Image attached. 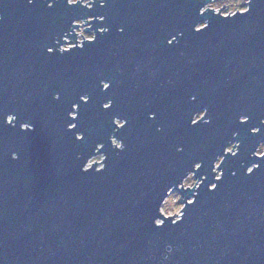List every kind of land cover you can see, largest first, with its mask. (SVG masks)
Here are the masks:
<instances>
[{
  "label": "water",
  "instance_id": "water-1",
  "mask_svg": "<svg viewBox=\"0 0 264 264\" xmlns=\"http://www.w3.org/2000/svg\"><path fill=\"white\" fill-rule=\"evenodd\" d=\"M88 2L0 0V264H264V0Z\"/></svg>",
  "mask_w": 264,
  "mask_h": 264
},
{
  "label": "snow or ice",
  "instance_id": "snow-or-ice-1",
  "mask_svg": "<svg viewBox=\"0 0 264 264\" xmlns=\"http://www.w3.org/2000/svg\"><path fill=\"white\" fill-rule=\"evenodd\" d=\"M32 0H29V3H31ZM56 0H53V3H55ZM79 3V0H66V6L68 4H73ZM102 6V5H101ZM48 7L51 8L52 7V3L48 4ZM244 12H248L250 11V9L245 8L243 10ZM102 29V27H101ZM199 31V29H198ZM169 43H171V40H169ZM49 52H52V48L49 47L48 48ZM109 84L105 83L104 84V89H108ZM106 92H102L101 95H105L106 96ZM193 99H195V97H193ZM54 100L56 103L60 104L62 103V98L60 94L55 95ZM89 101H91V105L89 103ZM113 103L111 101L108 102H102L100 100H95L93 99V96L89 95L87 92L82 93V94H78L75 98H73L72 100L67 102V106L65 107V123H66V131L69 133H72V131H70V129H76L77 132L81 130V128H83V125L81 124V118H82V114H86V111L89 110L90 108H96L98 111H102V109H110L113 107ZM79 117V118H78ZM114 118V116L109 117L110 121ZM122 119V118H121ZM8 123H11V118H9ZM118 123V121H117ZM249 124V118L243 119L241 120L240 118H238V125L239 126H245ZM119 127L121 129H123L125 127L124 124H119ZM262 129H264V126H259V127H251L248 129H245V131H247L248 134H250L251 136H255V133H259L261 134ZM87 136V132L84 133V135H80L77 136L76 134L74 135V140H81L84 141L86 139ZM182 151V149H180ZM228 151L231 152V148H228ZM223 155V154H222ZM233 155H235V153H233ZM260 160L264 161V158H261ZM213 161H208L209 165L212 164ZM194 163L196 164L197 168H199V162L194 161ZM253 165L259 169L260 168V164H256L253 163ZM216 167H219V165H216ZM97 171V169H95ZM85 171H87V169H85ZM247 172L249 174L253 173L252 168H247ZM217 179H219V177H217ZM216 185H213V188H215Z\"/></svg>",
  "mask_w": 264,
  "mask_h": 264
},
{
  "label": "rangeland",
  "instance_id": "rangeland-1",
  "mask_svg": "<svg viewBox=\"0 0 264 264\" xmlns=\"http://www.w3.org/2000/svg\"><path fill=\"white\" fill-rule=\"evenodd\" d=\"M246 1L247 0H214L211 3L207 4L205 6V8H211L215 12L219 11L222 14H228V13H233L236 10L237 11L244 10L245 6H246ZM82 29H83V27H80L79 29H77V32H78L79 35L81 34V35H83V37H90L92 35L91 32H85ZM66 46L67 45H63V47H66ZM200 114H201L200 112L197 113L195 115L194 119H197L200 116ZM118 123H120V121H118ZM113 143L115 144V141H113ZM233 144H236V143H229L228 146H227V150H228V148H231V151H234L236 147L234 145L233 148H232ZM263 150H264V142H261L255 152L257 154H260ZM101 158H102L101 154H95L92 158H90L87 161L86 167L92 166V162H94V161L97 162L95 165L97 167H99L100 166V162H101ZM218 161H219V158L217 159L216 162H218ZM214 171H215V174L218 176L219 170L214 169ZM196 183H197V180L192 176V174H189L183 180L182 186H185V187L192 186V185H194ZM181 206H182V203H181V197H180L179 193L176 190H171L167 194L164 202L161 204L160 212L162 214H164L165 216H168V215L172 216L173 214H175L173 216L175 218V217H177V214L179 213V210H180ZM159 221H160V219H157V222H159Z\"/></svg>",
  "mask_w": 264,
  "mask_h": 264
},
{
  "label": "built area",
  "instance_id": "built-area-1",
  "mask_svg": "<svg viewBox=\"0 0 264 264\" xmlns=\"http://www.w3.org/2000/svg\"><path fill=\"white\" fill-rule=\"evenodd\" d=\"M88 1H90V0H87V1H86V0H81V4L86 5V6H89V5H90V2H88ZM86 2H87V3H86ZM203 9H205V7H204ZM87 20H89V18L86 19L85 21H87ZM73 23H74V24H78L77 27H75V28L72 29V31L75 33L76 45H80L82 39H84V38H91V36H90V37H83V35L81 36V35H79L78 32H77V29H79L80 27H83V29L85 28L86 23L84 22V20H78V21H75V22H73ZM81 23H82L83 25H81ZM70 32H71V30H70ZM78 37H79V38H78ZM63 39H64L65 41H67V42H64L62 45H60V46H59V50L66 49V48H69V47L75 45V42H68V41H73V38L71 39V38H68V37H65V36H64ZM63 45H67V46H66V47H63Z\"/></svg>",
  "mask_w": 264,
  "mask_h": 264
},
{
  "label": "flooded vegetation",
  "instance_id": "flooded-vegetation-1",
  "mask_svg": "<svg viewBox=\"0 0 264 264\" xmlns=\"http://www.w3.org/2000/svg\"><path fill=\"white\" fill-rule=\"evenodd\" d=\"M212 1H214V0H209V2H207V4L211 3ZM207 4H206V5H207ZM91 36H92V35H91ZM217 163H218V162H216L215 165H217Z\"/></svg>",
  "mask_w": 264,
  "mask_h": 264
}]
</instances>
